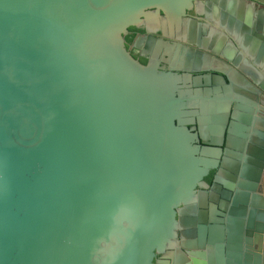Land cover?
I'll return each instance as SVG.
<instances>
[{
    "label": "water",
    "instance_id": "1",
    "mask_svg": "<svg viewBox=\"0 0 264 264\" xmlns=\"http://www.w3.org/2000/svg\"><path fill=\"white\" fill-rule=\"evenodd\" d=\"M199 1L0 0V264H264V75L127 36ZM204 4L264 59V0Z\"/></svg>",
    "mask_w": 264,
    "mask_h": 264
},
{
    "label": "flooded vegetation",
    "instance_id": "2",
    "mask_svg": "<svg viewBox=\"0 0 264 264\" xmlns=\"http://www.w3.org/2000/svg\"><path fill=\"white\" fill-rule=\"evenodd\" d=\"M205 0H200L198 10L199 12L195 14L193 11L186 12V17L183 18L184 24L176 26H167L165 24H157L153 26H147L141 24L138 27H130L127 29V36L131 41L134 49L136 50L139 58L141 59L143 65L148 59L155 54L168 55L173 54L175 50V45L185 46L192 51H201L208 54L211 57L209 64L210 69H223L229 65L228 61L225 60L221 54L227 53L230 49L234 52L230 56V62H237V65L243 67L245 70L243 77L247 80L250 78H262L264 75V59L261 58L258 61L255 60L254 56L250 53L249 47H242L239 44L237 37L233 36L231 32L225 30V26H220L214 23L212 18L205 13H211V7L204 4ZM189 20L196 21V26L193 28V33L190 36L193 37L195 43L200 42L202 39H207L208 42L204 45L206 50H202L193 45H188L186 43L188 35ZM152 38L154 41H159L161 43H166L167 46L172 47V49H167L165 47H158L157 45L146 44V38ZM191 38V37H190ZM174 45V46H173ZM210 48L211 50H208ZM186 53V52H185ZM177 55L184 54L181 49H178ZM160 67L167 68L166 64L160 63ZM186 73V72H184ZM231 75V73L229 74ZM197 76H208L210 82L212 83V78L214 77L213 71H208L204 73H190V78ZM214 171H209L207 176L203 178V182L206 184V189H209L212 183V178L214 177ZM264 177V173H263ZM261 180V190H264V179Z\"/></svg>",
    "mask_w": 264,
    "mask_h": 264
},
{
    "label": "rangeland",
    "instance_id": "3",
    "mask_svg": "<svg viewBox=\"0 0 264 264\" xmlns=\"http://www.w3.org/2000/svg\"><path fill=\"white\" fill-rule=\"evenodd\" d=\"M217 103L219 104L220 102L217 101ZM214 107H215V115H214V117H216V119L218 118V120H219V119H221V118H220L221 115H220V113L218 112V111H219V106L216 104ZM263 179H264V177H263Z\"/></svg>",
    "mask_w": 264,
    "mask_h": 264
},
{
    "label": "crops",
    "instance_id": "4",
    "mask_svg": "<svg viewBox=\"0 0 264 264\" xmlns=\"http://www.w3.org/2000/svg\"><path fill=\"white\" fill-rule=\"evenodd\" d=\"M263 195H264V190L262 191Z\"/></svg>",
    "mask_w": 264,
    "mask_h": 264
}]
</instances>
